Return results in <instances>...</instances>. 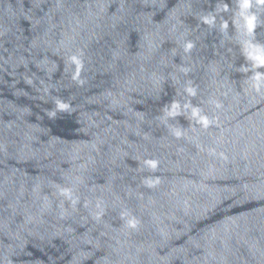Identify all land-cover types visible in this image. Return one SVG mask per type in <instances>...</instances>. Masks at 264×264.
Segmentation results:
<instances>
[{"label": "water", "instance_id": "obj_1", "mask_svg": "<svg viewBox=\"0 0 264 264\" xmlns=\"http://www.w3.org/2000/svg\"><path fill=\"white\" fill-rule=\"evenodd\" d=\"M264 0H0V264H264Z\"/></svg>", "mask_w": 264, "mask_h": 264}, {"label": "clouds", "instance_id": "obj_2", "mask_svg": "<svg viewBox=\"0 0 264 264\" xmlns=\"http://www.w3.org/2000/svg\"><path fill=\"white\" fill-rule=\"evenodd\" d=\"M258 59H259L260 64H264V59H260V58Z\"/></svg>", "mask_w": 264, "mask_h": 264}]
</instances>
